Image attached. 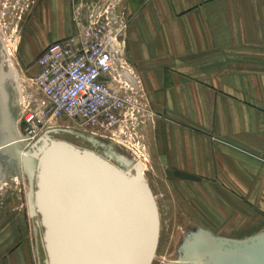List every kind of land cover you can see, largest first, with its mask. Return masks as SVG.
Here are the masks:
<instances>
[{
    "label": "crops",
    "instance_id": "obj_1",
    "mask_svg": "<svg viewBox=\"0 0 264 264\" xmlns=\"http://www.w3.org/2000/svg\"><path fill=\"white\" fill-rule=\"evenodd\" d=\"M72 1H42L31 28L44 24L46 43L73 34ZM124 4L126 56L154 114L143 133L150 168L225 239L262 233L264 0Z\"/></svg>",
    "mask_w": 264,
    "mask_h": 264
},
{
    "label": "water",
    "instance_id": "obj_2",
    "mask_svg": "<svg viewBox=\"0 0 264 264\" xmlns=\"http://www.w3.org/2000/svg\"><path fill=\"white\" fill-rule=\"evenodd\" d=\"M2 104L8 115L4 97ZM59 133L14 147L32 166L31 208L42 229L43 264H151L159 215L139 163L129 169L111 154L51 137ZM182 262L264 264V231L245 240L199 234Z\"/></svg>",
    "mask_w": 264,
    "mask_h": 264
},
{
    "label": "rangeland",
    "instance_id": "obj_3",
    "mask_svg": "<svg viewBox=\"0 0 264 264\" xmlns=\"http://www.w3.org/2000/svg\"><path fill=\"white\" fill-rule=\"evenodd\" d=\"M43 0H0V264H43L40 256V233L35 226L30 195L33 189L32 166L15 154L18 131L23 130V111L29 90L24 82L36 75V60L53 39L43 29L32 26L41 17ZM30 33L28 34V32ZM40 50L39 54H36ZM5 99L8 115L2 104ZM9 116V117H8ZM154 122V119H153ZM153 122L141 130L149 129ZM53 138L66 140L83 148L73 139L81 136L98 143L106 152L132 168L140 159L146 166L144 180L148 184L158 208L159 239L151 264H183L187 252L199 234L223 237L216 232L202 211L191 207L167 185L164 177L150 168L146 154L147 140L131 134L123 145L94 138L76 130L57 129ZM17 138V140H15ZM104 155L102 151H96ZM39 222V218L37 219ZM212 221V220H211Z\"/></svg>",
    "mask_w": 264,
    "mask_h": 264
},
{
    "label": "built area",
    "instance_id": "obj_4",
    "mask_svg": "<svg viewBox=\"0 0 264 264\" xmlns=\"http://www.w3.org/2000/svg\"><path fill=\"white\" fill-rule=\"evenodd\" d=\"M125 0H73V34L48 44L36 60L19 141L76 130L123 145L154 114L142 80L126 56L130 16ZM140 159L137 163L140 164Z\"/></svg>",
    "mask_w": 264,
    "mask_h": 264
},
{
    "label": "flooded vegetation",
    "instance_id": "obj_5",
    "mask_svg": "<svg viewBox=\"0 0 264 264\" xmlns=\"http://www.w3.org/2000/svg\"><path fill=\"white\" fill-rule=\"evenodd\" d=\"M54 137V136H53ZM73 139L76 141V142H79V144L83 147V148H87V149H90V150H94V151H104V153H108L106 152L98 143H95L89 139H86V138H83L81 136H78V135H74L73 136ZM110 143V142H109ZM110 154V153H108ZM130 169V168H129ZM36 226V225H35ZM37 230L40 231L39 227L36 226ZM40 242V245H39V248H40V256H42L44 258V252H43V249H42V246H41V241Z\"/></svg>",
    "mask_w": 264,
    "mask_h": 264
},
{
    "label": "bare ground",
    "instance_id": "obj_6",
    "mask_svg": "<svg viewBox=\"0 0 264 264\" xmlns=\"http://www.w3.org/2000/svg\"><path fill=\"white\" fill-rule=\"evenodd\" d=\"M131 169V168H130ZM137 169L139 170L140 174L142 175V177L144 178V171L146 170V166L143 163L139 164V167H137ZM145 179V178H144Z\"/></svg>",
    "mask_w": 264,
    "mask_h": 264
}]
</instances>
